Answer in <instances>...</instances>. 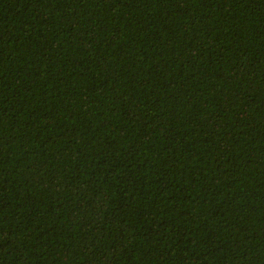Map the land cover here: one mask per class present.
I'll list each match as a JSON object with an SVG mask.
<instances>
[{"label":"trees","instance_id":"trees-1","mask_svg":"<svg viewBox=\"0 0 264 264\" xmlns=\"http://www.w3.org/2000/svg\"><path fill=\"white\" fill-rule=\"evenodd\" d=\"M0 264H264V0H0Z\"/></svg>","mask_w":264,"mask_h":264}]
</instances>
